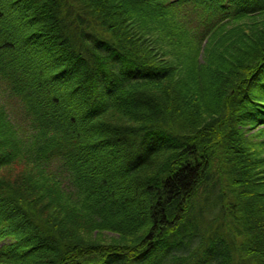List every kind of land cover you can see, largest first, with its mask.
<instances>
[{
    "label": "trees",
    "instance_id": "1",
    "mask_svg": "<svg viewBox=\"0 0 264 264\" xmlns=\"http://www.w3.org/2000/svg\"><path fill=\"white\" fill-rule=\"evenodd\" d=\"M0 264H264V0H0Z\"/></svg>",
    "mask_w": 264,
    "mask_h": 264
}]
</instances>
